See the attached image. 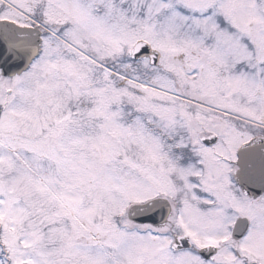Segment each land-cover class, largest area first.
Segmentation results:
<instances>
[{"label":"snow or ice","instance_id":"1","mask_svg":"<svg viewBox=\"0 0 264 264\" xmlns=\"http://www.w3.org/2000/svg\"><path fill=\"white\" fill-rule=\"evenodd\" d=\"M0 264H264V0H0Z\"/></svg>","mask_w":264,"mask_h":264}]
</instances>
